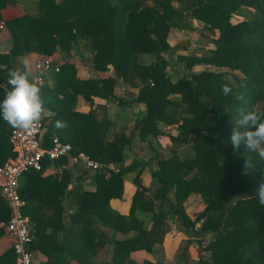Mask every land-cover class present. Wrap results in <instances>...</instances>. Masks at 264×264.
I'll list each match as a JSON object with an SVG mask.
<instances>
[{"label":"trees","instance_id":"trees-1","mask_svg":"<svg viewBox=\"0 0 264 264\" xmlns=\"http://www.w3.org/2000/svg\"><path fill=\"white\" fill-rule=\"evenodd\" d=\"M152 1V6H145L141 0H64L61 3L40 0L39 17L25 16L7 22L14 45L10 53H0V65L8 66L7 70L0 69V76L9 80L12 58L33 52L45 56L57 51L70 53L74 45L83 41L91 55L92 67L107 71L111 65L116 77L80 80L76 68L66 64L57 74L54 86H38L46 110L52 113L44 120L43 146L50 148L53 137L58 136L63 143L73 146V155L84 152L105 165L124 163V152L132 139L123 132L109 139L111 122L107 117L99 120L93 112L75 111L74 105L78 96L92 104L99 98H115L118 79L139 87L135 101L145 104L147 109L136 126L140 139L146 141L149 136L157 139L163 134L159 125L163 122L177 125L178 135L171 136L175 146L193 145V158L182 160L175 153L169 159L158 157V170L152 172V177L158 183L154 201L169 202L170 211L179 217L183 229L200 226L202 233L211 235V240L207 238L204 243V251L210 256L199 257L196 264H264V206L259 204L256 195L264 177V160L249 152L243 143L234 150L229 140L240 119L239 109L254 107L258 113H264V0ZM10 2L12 0H0V20L2 10ZM242 7L251 9L252 14L235 22L234 16ZM188 16L203 23L204 29L212 34L218 33V37L213 39L210 56L195 58L182 54L176 55V61L185 63L187 69L201 63L239 72L243 80L235 78L238 93L232 91L228 96L222 93L221 86L227 84L223 73L191 74L176 82L168 75L169 61L165 55L170 50L169 33L172 28H191L186 21ZM141 54L152 55L156 61L142 64ZM6 93L0 88V101ZM178 94L182 102L187 103L189 113L174 119L171 111L181 107L180 101L173 97ZM237 96L242 99H236ZM57 120L67 127L57 129ZM13 131L0 116V167L15 157L10 143ZM49 163L44 160V170ZM60 163L68 165L70 162L65 157ZM126 171L124 168L118 174L96 171L97 190L94 193L80 191L77 195L78 217L98 214L104 218L101 222L113 225L111 221L117 214L112 212L113 217L107 214L109 204L113 198L122 197ZM43 173L26 175V184L21 188L26 201L23 213L35 223L32 250L45 252L50 258L49 264H60L61 257L55 256L63 253L65 243L56 240L58 232L73 234L77 247H89L88 236L92 232L86 226L74 230L65 227L63 200L69 179L43 177ZM141 173L134 180L138 190L132 215L135 207L151 192L141 186ZM1 187L0 183V193ZM172 192L174 201L169 198ZM193 194L200 195L204 204L195 218L186 210V203ZM162 210L161 205L160 212L153 213L156 226L166 216ZM10 217V210L0 195V222H7ZM49 229L51 233L47 235ZM154 232L141 230L131 240L114 241V263H124L122 254L126 251L146 249L151 252L155 242L148 237ZM4 234L0 229V238ZM0 264H16L12 247L0 255Z\"/></svg>","mask_w":264,"mask_h":264},{"label":"crops","instance_id":"crops-1","mask_svg":"<svg viewBox=\"0 0 264 264\" xmlns=\"http://www.w3.org/2000/svg\"><path fill=\"white\" fill-rule=\"evenodd\" d=\"M62 1L64 0H56L57 3H61ZM141 1H144L145 6L153 5L152 0ZM39 2L40 0H12L2 10L0 20V53H10L14 45V39L7 22L25 16L39 17ZM177 32L179 31L174 32V34ZM186 34L185 31L182 32L184 37ZM170 37L172 38V32L168 37V41L171 39ZM90 56L84 42L80 41L74 45L70 53L57 51L52 56H45L33 52L12 58L11 70L21 67L20 57H27L31 64L32 76H35L37 73V63L43 58H52L59 63L61 68L66 64L73 65L77 70V78L80 80L86 81L116 77L115 70L111 65L108 66L107 71L95 70L92 67ZM165 57L169 61L168 54ZM139 60L142 64L148 65L154 63L156 58L152 55L141 54L139 55ZM0 66L3 67L0 68L2 70L8 69L7 65ZM167 73L176 82L177 78L173 74V71L171 70L170 72V70H167ZM57 74L50 72L46 77L45 85L50 87L54 86ZM139 92V87H133L124 82L123 79H118L115 87V98H99L92 104L87 102L82 96H78L74 105L75 111L81 113L93 112L94 116L99 120L107 117L111 122L107 133L109 139H113L115 134L122 132L127 138L132 139V143L127 146L124 152L125 162L110 163L119 170V172H114L116 174L120 173L123 168L127 169L124 174L123 195L120 198H113L110 201V210L107 213L112 217L114 216L112 212L117 214L113 217V222L111 221L114 228L113 225L101 222L104 218L102 219L98 214L96 216L85 214L82 217H78L77 195L80 191L94 193L97 190V185L94 180L95 172H91L80 165H74L69 158L70 163L68 165L60 163V159L55 162H50L46 170L43 171V177H53L58 180H62L63 178L69 179L67 193L63 200V222L65 227L68 230H74L86 226L92 232L88 236L89 247H77L72 239L73 234L66 231L58 232L56 240L59 243H65L63 253L58 252L55 256L61 257L59 259L60 264H115L113 261L116 253V244L114 241L123 242L131 240L137 237L141 230L148 232L155 231L153 235L148 237L149 241L155 242L152 251L149 252L146 249L134 250L130 253L126 251L122 254L123 258H125L124 263L119 262V264H144L145 262L149 264H171L173 251L178 247H175L176 243L172 242L169 237L172 235L176 236L175 242H177L182 236H187L188 231L182 228L179 217L170 211V203L166 202L162 204L161 200H153V194L158 187V183L152 177V172L158 170L157 159L160 156L169 159L175 153L182 160L193 158L195 154L193 145L182 144L181 146H175L171 141V136L178 135L177 125H167L163 122L159 124L163 131L161 136L157 139L149 136L146 141H142L136 126L146 115L147 109L145 104L135 101ZM44 115L47 117L52 115V113L45 108ZM140 171H142L140 175L141 186L150 189L151 192H148L145 199L135 207L132 215L133 200L138 190V186L134 180ZM26 181L25 176L21 181V188L26 184ZM169 198L174 201L173 192L169 195ZM161 205L163 207L162 211L166 216H164L162 223L156 226L154 224L153 213L160 212L159 206ZM203 209L202 197L198 194H193L186 203L187 213L192 218H195ZM93 217H96L95 219H99V221L94 222L93 220L95 219ZM32 225L35 228L34 222ZM154 227L157 228L154 230ZM195 231L199 233L197 227ZM50 233L51 230L49 229L47 235ZM11 246L12 239L4 234L0 238V255L10 249ZM48 250L49 252L51 251V249ZM33 252L35 264H49L50 258L45 252L43 253L38 249H34ZM189 263V259L185 260L183 258L178 262V264Z\"/></svg>","mask_w":264,"mask_h":264},{"label":"built area","instance_id":"built-area-1","mask_svg":"<svg viewBox=\"0 0 264 264\" xmlns=\"http://www.w3.org/2000/svg\"><path fill=\"white\" fill-rule=\"evenodd\" d=\"M37 73L33 76L37 86L46 84V77L50 72L59 73L61 67L52 58H43L37 65ZM0 88L10 91L8 80L0 76ZM43 113L40 122L30 130L14 129L10 137L15 157L0 167L1 197L7 204L11 217L7 222H0V229L12 239V248L16 254V264H35L32 244L35 240V228L31 220L23 213L26 205L21 195V181L30 172L44 171V160L55 162L62 158H69L74 165H80L91 171L119 172L112 164H101L89 155L80 152L73 155V146L63 143L58 136L52 139L51 147L43 146L46 126Z\"/></svg>","mask_w":264,"mask_h":264},{"label":"clouds","instance_id":"clouds-1","mask_svg":"<svg viewBox=\"0 0 264 264\" xmlns=\"http://www.w3.org/2000/svg\"><path fill=\"white\" fill-rule=\"evenodd\" d=\"M21 67L10 70L8 91L0 101V116L13 129L28 131L38 124L45 111L41 89L34 82L31 64L27 57H20ZM221 91L228 96L232 89L227 84L221 86ZM236 99H242L237 96ZM240 119L232 130L229 137L234 150L243 143L249 152H254L261 160H264V113H258L255 108L245 110L239 109ZM57 129L65 128L67 125L57 120ZM243 128L244 131L240 129ZM258 202L264 206V177L256 189Z\"/></svg>","mask_w":264,"mask_h":264},{"label":"rangeland","instance_id":"rangeland-1","mask_svg":"<svg viewBox=\"0 0 264 264\" xmlns=\"http://www.w3.org/2000/svg\"><path fill=\"white\" fill-rule=\"evenodd\" d=\"M252 14V10L246 7H242L238 10L237 14L234 16V21L239 22L244 19H247ZM186 21L191 28L187 29H179L172 28L169 36L172 32V38L169 40L170 50L166 53L168 54L169 59V67L168 70L173 71V74L176 75V78L180 80L183 77H190L191 74H199L202 72H215V73H223L225 76V82L229 87H231L232 91L238 93L239 86L236 81V77L240 80H243V76L239 72H232L228 69H221L213 66L207 67L205 64H195L191 69L186 68L185 63H178L176 61V55H184L187 57H195V58H204L211 55L212 50L214 49L213 39L218 37L217 34H212L210 31L205 30L203 23L200 21L194 20L192 17H186ZM179 31L174 34V32ZM185 31L186 36L182 35V32ZM175 78V77H174ZM175 78V79H176ZM175 100L180 101V108L174 109L171 111V116L174 119L179 118L184 115H188L189 107L186 102H182L181 95H175ZM263 106H260V108ZM1 183V182H0ZM204 208V204H203ZM199 209V208H198ZM197 209V210H198ZM199 233L195 229L189 228L186 229L187 236H182L177 242L176 236L171 235L169 239L176 243L175 247H178L173 251V255L171 258V264H178V262L183 258L185 260L189 259V264H196L199 257L208 258L210 253L204 251V243L205 240H211L210 234H204L201 232L200 226L197 227ZM195 231V232H194ZM196 233V234H195Z\"/></svg>","mask_w":264,"mask_h":264},{"label":"water","instance_id":"water-1","mask_svg":"<svg viewBox=\"0 0 264 264\" xmlns=\"http://www.w3.org/2000/svg\"><path fill=\"white\" fill-rule=\"evenodd\" d=\"M0 68H3V67H2V66H0ZM43 107H44V109L46 108V104H45V103H44Z\"/></svg>","mask_w":264,"mask_h":264}]
</instances>
